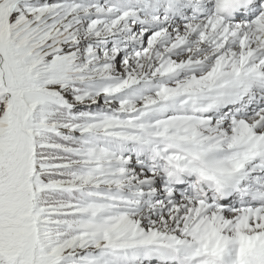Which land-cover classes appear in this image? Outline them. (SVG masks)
I'll list each match as a JSON object with an SVG mask.
<instances>
[{"label":"snow or ice","instance_id":"snow-or-ice-1","mask_svg":"<svg viewBox=\"0 0 264 264\" xmlns=\"http://www.w3.org/2000/svg\"><path fill=\"white\" fill-rule=\"evenodd\" d=\"M0 264H264V0H0Z\"/></svg>","mask_w":264,"mask_h":264}]
</instances>
